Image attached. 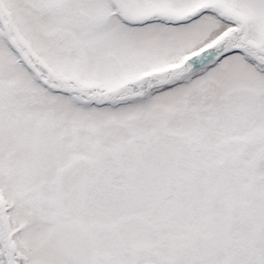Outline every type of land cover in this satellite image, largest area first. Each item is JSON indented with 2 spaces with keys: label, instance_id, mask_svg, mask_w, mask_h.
<instances>
[{
  "label": "snow or ice",
  "instance_id": "1",
  "mask_svg": "<svg viewBox=\"0 0 264 264\" xmlns=\"http://www.w3.org/2000/svg\"><path fill=\"white\" fill-rule=\"evenodd\" d=\"M0 264H264V0H0Z\"/></svg>",
  "mask_w": 264,
  "mask_h": 264
}]
</instances>
